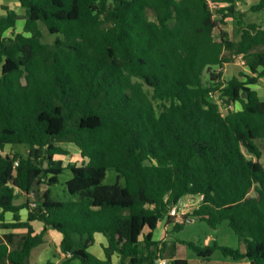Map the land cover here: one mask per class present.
<instances>
[{"label": "trees", "instance_id": "trees-1", "mask_svg": "<svg viewBox=\"0 0 264 264\" xmlns=\"http://www.w3.org/2000/svg\"><path fill=\"white\" fill-rule=\"evenodd\" d=\"M16 1L22 33L6 36L15 10L0 16V264H29L49 229L62 235L61 264H155L160 222L176 230L190 218L213 229L228 222L246 244L183 242L198 257L221 251L233 264H264V99L254 88L264 29L243 21L238 0ZM229 18L238 40L221 28ZM237 56L248 72L225 79ZM62 143L85 161L64 165ZM66 169L70 198L60 200L53 187ZM108 169L125 184L104 185ZM21 195L34 200L18 205ZM189 195L204 199L178 223L171 206ZM96 234L108 241L104 260L89 252Z\"/></svg>", "mask_w": 264, "mask_h": 264}, {"label": "rangeland", "instance_id": "rangeland-1", "mask_svg": "<svg viewBox=\"0 0 264 264\" xmlns=\"http://www.w3.org/2000/svg\"><path fill=\"white\" fill-rule=\"evenodd\" d=\"M13 1L16 2V4L14 6L12 5V8H14L18 12V14L22 13L24 11V8H22L21 4L16 0ZM258 2L259 0H252V4L254 5L258 4ZM245 20L246 22H256L264 26V10L259 12L249 11L246 15ZM24 22H25L24 14H22V16L19 18L17 23V28L18 30L20 29L19 32H22L21 30L23 29ZM41 28L43 31V38H42L43 42L52 44L57 36L50 34L43 24H41ZM226 29H227L226 31L229 33L231 38L238 39L236 25H230ZM218 33L219 30H216V35H218ZM244 67L245 64L243 60L237 59L233 61L231 64L225 66L224 78L230 79L233 76L239 75L241 71L245 70ZM233 109L234 110L240 109V105L238 104L235 105ZM257 143L264 152V140H258ZM60 145L65 146L70 152L69 156L62 158L64 165H67L69 162L75 164L81 163L82 161L81 154L73 143H62ZM16 149L21 150L23 152L26 151V148L22 146H18L16 147ZM10 150L11 148H8V151ZM72 177L73 174L69 169H66L59 176V183L53 187L54 196L57 199L68 200L70 198V195L68 194L66 189V183ZM118 182L122 185L125 184V180L123 178L119 179V175L115 169H108L106 179L104 180L103 184L114 185ZM42 188L45 189L46 186H42ZM33 200H34L33 197H31V202H33ZM161 226L156 231L157 236H160V234L162 233L163 228ZM13 232L17 234L16 242L14 244L15 246L19 242L21 236L26 232L24 230H16ZM3 233H6V231L0 229V235ZM52 240H53V236L50 237V241ZM183 242H193L194 244L200 247H204L206 245L217 242L221 246L231 247L234 249L241 250L242 252L246 251V244L238 238L237 234L230 227L228 222H224L221 225H219L216 229H213L203 220L200 219L194 220L190 218L182 225L181 228H177L175 231L170 233V238L168 243L169 245L167 244L166 246H163L161 248L163 252H160L161 255L160 258L171 259L172 256H176L182 259H186L190 264H197V263L233 264L232 260L225 258L221 251L215 252L210 259L203 260L202 258L198 257L194 251H192L185 244H183ZM171 244L172 245L174 244V246L173 247L170 246ZM90 252L94 253V249H91ZM35 255L36 254L34 253L33 257L30 258L31 263L33 261V258H35Z\"/></svg>", "mask_w": 264, "mask_h": 264}, {"label": "crops", "instance_id": "crops-1", "mask_svg": "<svg viewBox=\"0 0 264 264\" xmlns=\"http://www.w3.org/2000/svg\"><path fill=\"white\" fill-rule=\"evenodd\" d=\"M260 1L261 0H259V2ZM15 4H16V2H14L13 0H0V16L6 15V10L3 9L4 6L5 7H9L11 10H15L14 8H12V5L14 6ZM221 5L224 6L223 4H221ZM252 6H254V4H252V0H238L237 1V3H236V10L239 13L243 14V18H242L243 21L246 22V20H245L246 19V15H247V13L249 11H251L250 9H251ZM22 14L25 15V10L22 13H19L20 16H22ZM246 23H256V22H246ZM256 24L262 26V28L264 29V26L262 24H259V23H256ZM24 25H25V22H24ZM24 25H23V29H24ZM230 25H236V20L233 19V18H229L227 20V25L221 26V28L226 31L227 30L226 28L228 26H230ZM23 29L21 30L22 32H23ZM19 30H18V28L16 26V29L9 30L7 32V34H6V36L13 37L14 34L22 33V32H19ZM238 39H239V34H238ZM238 39H235V40H238ZM237 59L243 60L242 59V56L235 57L234 61L237 60ZM231 63H228L225 66H227V65H229ZM244 69H245L244 71L248 72V69L246 68V66L244 67ZM224 71H225V67L223 69V72ZM0 75H1V72H0ZM254 88L258 91L260 97L262 99H264V79H261L260 82H259V84L256 85V86H254ZM61 146H63V145H61ZM63 147L66 148L65 146H63ZM8 148H11V146H8L7 147L6 153H8V152L11 151V150L8 151ZM76 148L79 150L78 147H76ZM79 152H80V150H79ZM84 161H85V159L82 157L81 163H83ZM81 163H79V164H81ZM45 189L42 188V191H44ZM31 197H27L25 195H21L16 200V204H18V205L23 204L28 199H31ZM21 215H22L23 221H25L27 219L28 212L26 210H23L22 213H21ZM6 218H7L8 221L11 222L12 219H13V215L10 214V213H8L6 215ZM32 224H33V226L35 228L36 233H39V232H41L44 229V224L42 222H38L37 221V222H34ZM161 224H162V226H161ZM160 226L163 228L162 229V233L160 234V236H157L156 235V231L159 229ZM22 230H24L26 232V229H22ZM174 230H175L174 229V225L173 224H169L168 221H167V219H164V220H162L160 222L158 228L154 232V240L159 243V247L158 248L160 250H161V248L163 246H166L169 243L170 233L173 232ZM51 236H53V240L52 241H50V237ZM101 236H103V235L102 234H96L95 235L96 242L89 249V252H90L91 249H94V253H92V252L91 253L93 255H95L96 257H98L99 259L104 260L105 259L104 247L108 244V241H107V239L104 236H103L104 238L101 237ZM61 239H62V235L60 233H58V232H56V231H54L52 229H49L47 231V233L45 234V237H44L45 243L41 247L36 248V249H34L32 251L31 257H33L34 253L36 254L35 255V258H33L32 263L33 264H61L64 261V259H65V256L60 253L59 244L61 242ZM170 246L173 247L174 244L173 245L171 244ZM176 258H179V257L172 256L171 259H169V260L172 261L173 259H176ZM113 260H114V263L115 264H117L118 261H119V259H118L117 256H114ZM32 263L29 260V264H32ZM197 264H201V263H197Z\"/></svg>", "mask_w": 264, "mask_h": 264}, {"label": "built area", "instance_id": "built-area-1", "mask_svg": "<svg viewBox=\"0 0 264 264\" xmlns=\"http://www.w3.org/2000/svg\"><path fill=\"white\" fill-rule=\"evenodd\" d=\"M213 10H217L222 7L221 4L210 2ZM203 196H186L178 201L177 204L172 205L169 215L176 218V222L182 223L184 218L192 214L196 209L199 208L203 201ZM69 256H71L69 254ZM155 264H172V261L166 258H158Z\"/></svg>", "mask_w": 264, "mask_h": 264}, {"label": "water", "instance_id": "water-1", "mask_svg": "<svg viewBox=\"0 0 264 264\" xmlns=\"http://www.w3.org/2000/svg\"><path fill=\"white\" fill-rule=\"evenodd\" d=\"M47 166V165H46ZM194 220H197V219H194Z\"/></svg>", "mask_w": 264, "mask_h": 264}]
</instances>
